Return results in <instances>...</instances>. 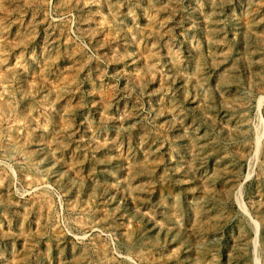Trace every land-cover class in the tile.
Returning a JSON list of instances; mask_svg holds the SVG:
<instances>
[{
	"label": "rangeland",
	"instance_id": "rangeland-1",
	"mask_svg": "<svg viewBox=\"0 0 264 264\" xmlns=\"http://www.w3.org/2000/svg\"><path fill=\"white\" fill-rule=\"evenodd\" d=\"M0 264H264V0H0Z\"/></svg>",
	"mask_w": 264,
	"mask_h": 264
},
{
	"label": "water",
	"instance_id": "water-1",
	"mask_svg": "<svg viewBox=\"0 0 264 264\" xmlns=\"http://www.w3.org/2000/svg\"><path fill=\"white\" fill-rule=\"evenodd\" d=\"M261 105H262V102H261ZM245 179L242 181V183H241V185H240V187H239V200L241 201V204H242V207H243V210H244V214H245V216H246V218L249 220V223H251V224H253L254 223V232H253V236H255V244H256V246H257V240H258V226H257V222L256 221H254L252 218H251V216L249 215V213H248V211L246 210V207L244 206V204H243V202H242V200H241V194H240V189H241V187H242V185L245 183ZM235 205H236V202H235ZM236 207H237V205H236ZM255 252H256V248H254V250H253V254H254V256H255ZM255 260H257L256 258H255ZM258 261V260H257Z\"/></svg>",
	"mask_w": 264,
	"mask_h": 264
}]
</instances>
